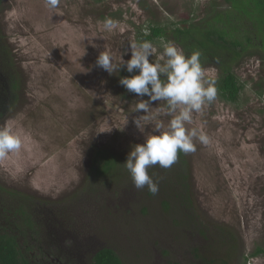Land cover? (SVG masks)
I'll return each instance as SVG.
<instances>
[{
	"label": "rangeland",
	"instance_id": "rangeland-1",
	"mask_svg": "<svg viewBox=\"0 0 264 264\" xmlns=\"http://www.w3.org/2000/svg\"><path fill=\"white\" fill-rule=\"evenodd\" d=\"M211 1L60 0L51 9L45 0H2L0 23L17 56L23 86L0 123L11 126L22 139L18 152L0 158V184L42 200L60 199L87 178L90 155L97 147L127 157L135 144L144 142L155 122L166 125L170 117L157 111L164 101L153 103L148 114L134 111L140 99L148 97L128 92L120 84V72L126 68L119 69L120 59L131 58L130 43L139 42L140 31L146 32L153 22L172 29L189 17L205 20ZM215 1L222 15L233 14L225 0ZM237 10L239 15L231 18L234 23L245 17ZM249 17L243 26L248 31L241 33L251 30L261 55L246 53L234 62L233 69L244 83L237 101L222 98L218 90L214 102L193 113L189 127L202 129L210 144L197 142L196 151L186 154L198 210L206 220L237 236L241 259L264 246V24L258 13ZM107 20L112 21L111 30L104 28ZM155 39L152 42L162 51L161 39ZM163 40L180 46L172 37ZM104 49L115 57L113 74L96 66ZM215 63L204 67L217 85L222 68ZM141 116L148 117L142 121L145 132L134 122ZM119 196L112 186L111 201ZM115 219L120 223L111 232L99 233L96 222L82 223L80 229L92 246L106 240L126 256L127 264H141L121 235L128 232L121 229V218L111 217L106 227L112 228ZM166 222L149 225L147 235L160 236L161 243L174 246L177 233L170 225L160 226ZM154 252L156 264L167 261L159 250ZM175 254L183 259L180 249ZM247 264H264V253L249 257Z\"/></svg>",
	"mask_w": 264,
	"mask_h": 264
},
{
	"label": "trees",
	"instance_id": "trees-1",
	"mask_svg": "<svg viewBox=\"0 0 264 264\" xmlns=\"http://www.w3.org/2000/svg\"><path fill=\"white\" fill-rule=\"evenodd\" d=\"M225 2L231 5L233 14L222 15L218 3L212 0L205 20L192 21L189 17L181 26L176 24L172 29L153 22L146 32L140 31L138 41L155 42V38L168 40L172 37L187 54L199 50L203 66L217 62L222 68L217 89L222 98L235 102L244 83L233 69L234 62L246 53L261 55L256 50L251 30L241 32L248 31L243 26L253 13L260 14L259 21L264 24V0ZM236 2L242 7L235 6ZM1 3L2 0L0 10ZM236 8H240L245 17L241 16L240 21L234 23L232 16L239 15ZM227 52L229 54L225 55ZM20 72L13 46L0 23V123L23 86ZM136 72L128 73L123 68L120 79ZM90 157L87 178L70 195L60 199L42 200L0 184V264H127L126 256L106 240L93 248L80 229L82 223L96 222L99 233L111 232L120 223L115 219L112 228L106 227L111 217L121 218V229L128 231L121 235L126 237L128 250L135 252L141 264H156L155 249L166 257L167 261L162 264H247L249 257L264 253V246L260 245L250 254L242 255L243 259L239 258L237 236L203 217L194 198L192 170L186 154L179 153L170 169H162L159 165L149 169L150 175L159 181L156 195L149 193L146 187L135 188L123 165L127 157L100 147ZM112 186L120 193L118 201H111ZM156 203L159 205L153 213ZM125 204L126 208L121 211ZM166 220L168 222L160 226L164 229L170 225L177 233L174 246L168 241L161 243L160 236L147 235L149 225H159ZM75 235L76 240L71 237ZM91 243L94 245L93 240ZM64 244L78 257L73 263L66 262L69 253L62 249ZM75 247L80 250L74 251ZM179 249L183 259L175 254Z\"/></svg>",
	"mask_w": 264,
	"mask_h": 264
},
{
	"label": "clouds",
	"instance_id": "clouds-1",
	"mask_svg": "<svg viewBox=\"0 0 264 264\" xmlns=\"http://www.w3.org/2000/svg\"><path fill=\"white\" fill-rule=\"evenodd\" d=\"M59 4L60 0H45V6L51 9ZM112 26L111 20L105 21V29L111 30ZM159 46L162 51L149 40L131 42V58L124 61L121 57L119 62V69L126 65L128 73L139 70L134 75L121 77L120 84L128 92L148 97L147 100L140 99L134 111L148 114L153 103L164 101L158 114L170 117L166 125L155 122L144 142L135 144L123 163L135 188L146 187L152 195L158 194L159 181L150 175L149 169L156 165L170 169L177 162L179 153L195 152L197 142L204 146L210 144L209 136L202 129L189 125L193 123V113L201 112L218 95L216 79L203 66L199 50L187 54L176 43L163 39ZM96 66L109 74L117 70L114 55L105 49L98 55ZM147 118L141 116L134 121L141 132H145L142 121ZM21 148L19 134L11 126H0V158Z\"/></svg>",
	"mask_w": 264,
	"mask_h": 264
},
{
	"label": "flooded vegetation",
	"instance_id": "flooded-vegetation-1",
	"mask_svg": "<svg viewBox=\"0 0 264 264\" xmlns=\"http://www.w3.org/2000/svg\"><path fill=\"white\" fill-rule=\"evenodd\" d=\"M74 240H76V238H77V236L75 235V236H71ZM65 238V236L63 237V239ZM99 243H103V240L102 241H99ZM98 243V244H99ZM98 244H96V245H94L93 246V248H95ZM72 245V244H71ZM62 249H64L67 253H69V254H66V257H67V259H66V262L67 263H73L74 261H75V258H74V256H75V252H71V251H69L68 249H67V245L66 244H64L63 245V248ZM53 259H54V257H53Z\"/></svg>",
	"mask_w": 264,
	"mask_h": 264
}]
</instances>
